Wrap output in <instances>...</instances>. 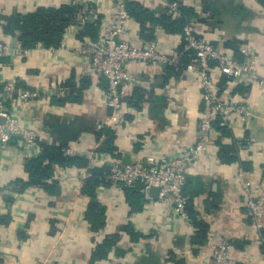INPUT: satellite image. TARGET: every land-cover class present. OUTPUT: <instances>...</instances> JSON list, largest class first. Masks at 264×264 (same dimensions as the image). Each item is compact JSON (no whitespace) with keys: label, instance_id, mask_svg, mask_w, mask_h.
I'll return each mask as SVG.
<instances>
[{"label":"crops","instance_id":"0c3cea01","mask_svg":"<svg viewBox=\"0 0 264 264\" xmlns=\"http://www.w3.org/2000/svg\"><path fill=\"white\" fill-rule=\"evenodd\" d=\"M115 1L0 0V18L26 15L41 7L89 9L86 19L78 16L61 44L52 49H25L18 36L4 34L0 26V39L10 49L9 55L0 58V84L19 82L25 89L42 92L40 99L20 105L24 123L38 132L40 145L62 147L65 155L88 160L86 168L55 167L49 183H56L58 194L37 186L17 193L15 183L29 181L28 161L16 143L0 155V264H208L213 249L226 240L231 246L232 264H264V240L247 215L239 179L243 172L254 195L262 193L264 86L230 81L216 68L211 77L220 101L243 102L248 116L242 121L238 114H232L230 126L224 127L228 135L216 127L218 137L190 166L189 210L198 222L208 226L206 239H198L197 230L193 232L157 198L143 202L140 195L139 199L132 197L133 204L141 206L133 211L127 190L111 184L96 188L95 200L103 208L105 219L101 230H92L86 217L92 198L83 192L91 178L87 173L96 168L108 174L115 153L127 161L182 154L196 140L203 106L196 69H186L175 78L168 76L167 68L131 64L133 80L122 85L124 106L118 118L112 119L107 84L91 74L90 56L80 49L86 39L96 40L102 28L110 24ZM128 2L140 4L157 17L186 16L200 38L233 55L231 46H236L238 59L254 62L264 77V0ZM174 3L191 12L183 15L179 8L173 12ZM123 39L139 45L155 42L173 54L182 45L181 34L155 25L143 30L133 17ZM85 84L82 100L77 102ZM107 130L114 133L115 153L101 150L109 138ZM221 147L228 149L227 161L231 157L235 160L223 162ZM127 228L138 236L136 240L131 239ZM111 235H119L120 242L107 260L93 263L97 244Z\"/></svg>","mask_w":264,"mask_h":264},{"label":"built area","instance_id":"2783aa9c","mask_svg":"<svg viewBox=\"0 0 264 264\" xmlns=\"http://www.w3.org/2000/svg\"><path fill=\"white\" fill-rule=\"evenodd\" d=\"M172 11L179 8L172 4ZM89 12L88 7L79 8L76 18L83 20ZM131 15L127 0H116L110 24L102 28V34L96 40L86 39L80 52L90 56L91 74L107 84L108 106L112 110V119L118 118L124 106L125 93L122 85L133 80L129 66L152 65L162 68L178 67L184 57L192 59L188 71L196 69L202 85V110L198 123L197 137L190 148L178 156L148 155L144 159L127 161L113 158L105 181L113 186L138 193L143 202L154 200L153 188H158V201L169 206L174 214L194 232L195 223L190 215V196L187 185L190 178V166L201 158L215 137L216 123L229 127L232 114L236 113L244 121L248 111L243 102L224 104L213 87L211 72L214 68L233 82L248 81L264 86L262 77L254 62L239 60L233 54L219 51L211 42L200 38L192 25L183 28L181 50L175 54L159 48L158 43L139 45L132 40L123 39L129 30ZM10 54L7 42L0 39V58ZM42 92L23 88L19 82L0 84V155L13 143H16L26 161L39 157L42 148L38 142V132L29 128L22 118L20 105L30 100L40 99ZM39 155V156H38ZM89 177L92 172H88ZM244 194L247 215L261 233L264 240V181L262 193L254 195L251 184L245 174H239ZM230 243L220 242L214 249L208 264H232Z\"/></svg>","mask_w":264,"mask_h":264},{"label":"trees","instance_id":"16d2710c","mask_svg":"<svg viewBox=\"0 0 264 264\" xmlns=\"http://www.w3.org/2000/svg\"><path fill=\"white\" fill-rule=\"evenodd\" d=\"M170 1L179 2L180 0ZM127 8L131 17H133L141 25L143 30H147L149 25H155L163 27L169 33L181 34L183 32V28L189 22L186 16L180 19H174L172 14H163L157 17L148 9L134 2H128ZM78 10L79 8L70 5H63L59 8L41 7L36 11L26 15L16 14L10 17H1L0 21H2V23L0 22V26L4 34L18 36L25 49H33L38 46H42L47 49L57 48L61 44L67 28L74 24ZM179 10L183 13V15H187L191 12L190 10L183 7H180ZM86 34H88V32H86ZM82 35L83 34H80V36ZM97 36L98 34L92 38L96 39ZM231 47L235 52L234 56L239 58V53L236 46L233 45ZM181 48L182 47L180 46L179 51ZM190 63H192V59L188 56L184 57L178 67L167 68L169 73L168 76L173 75L175 78H180ZM87 86L88 85L85 84L83 85V88L79 90L78 93L80 98L78 97L76 99L77 102L82 100L83 91ZM66 101H68V99ZM216 127L219 131H221V133L228 135L227 129L220 127L219 123L216 124ZM105 133L109 136V138L102 144L101 150L107 151L109 153H115L116 148L114 146V133L111 130H107ZM40 146L42 148L41 156L29 160L25 167L27 173L29 174V181L24 182L19 180L15 183V191L17 193L23 192L25 189H28L31 186H37L44 188L51 194H58L60 191L56 183H49V181H51L54 177L55 167L86 168L88 166L87 159L77 156H67L64 154L62 147L46 144ZM227 151L228 149L226 150V148L221 147V160L223 162H231L235 160L233 157H231L227 161V157L225 156ZM114 157L119 158L120 156L119 154L115 153ZM91 172L92 176L86 182L85 188L83 189V192L87 193V195L92 198V202L89 205L86 217L91 224L92 230L99 231L104 227L105 217L103 208L95 200L96 188L99 184L106 185L109 183L105 181L107 173H105L104 170L102 171L95 168L92 169ZM138 195V193L132 190H127V197L131 203L133 211L139 210L141 208L139 204H133L132 202V197H138ZM190 215L194 220L195 227L198 232L197 238L202 240L206 239L208 226L205 223L198 222L191 212ZM126 232L130 235L133 241L138 237L130 228H127ZM119 242V235H111L101 243H98L92 255V262L94 263L100 260H107L110 253Z\"/></svg>","mask_w":264,"mask_h":264},{"label":"water","instance_id":"95a60500","mask_svg":"<svg viewBox=\"0 0 264 264\" xmlns=\"http://www.w3.org/2000/svg\"><path fill=\"white\" fill-rule=\"evenodd\" d=\"M92 17H93V15L90 14V15L88 16L89 20H92ZM158 193H159V189H158V188H153V189L151 190V195H152L154 198H158Z\"/></svg>","mask_w":264,"mask_h":264}]
</instances>
